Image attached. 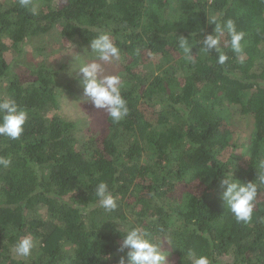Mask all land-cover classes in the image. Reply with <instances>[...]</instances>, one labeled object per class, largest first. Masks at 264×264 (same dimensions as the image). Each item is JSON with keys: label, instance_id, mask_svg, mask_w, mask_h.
<instances>
[{"label": "trees", "instance_id": "trees-1", "mask_svg": "<svg viewBox=\"0 0 264 264\" xmlns=\"http://www.w3.org/2000/svg\"><path fill=\"white\" fill-rule=\"evenodd\" d=\"M33 5L38 15L19 0H0V97L29 114L19 139L0 136V156L12 161L0 166V264H119L126 251H119L117 229L130 224L167 235L169 264H190L189 249L211 264H264V186L244 224L227 210L220 184L229 171L245 183L264 172V0ZM214 18L232 19L244 33L240 55L223 47L225 34L223 65L215 51H203ZM97 29L121 48L129 112L118 123L107 114L100 132L89 133L81 119L57 113L60 96L81 93L63 76L77 55L61 63L43 58L33 38L56 34L88 51ZM179 36L189 40L195 62L185 59ZM30 44L40 59L17 60ZM232 108L253 119L245 146L236 141ZM102 181L117 198L111 213L95 196ZM28 234L31 255L16 256L12 249Z\"/></svg>", "mask_w": 264, "mask_h": 264}, {"label": "clouds", "instance_id": "clouds-1", "mask_svg": "<svg viewBox=\"0 0 264 264\" xmlns=\"http://www.w3.org/2000/svg\"><path fill=\"white\" fill-rule=\"evenodd\" d=\"M21 7L27 9L32 15H38L33 0H19ZM215 25L214 32L202 39L203 51L205 53L215 51L217 63L223 65L227 62L228 56L223 51L222 40L227 34L230 38L224 41L223 47L230 45L233 53H243L242 40L244 33L237 30L235 21L232 19L217 21L212 20ZM97 35L90 40L91 53L94 59L78 60L75 68V77H82L83 95L87 97L95 109H103L110 120L118 123L129 112L127 100L122 95L123 83L119 75H105L104 64L121 60V48L114 41L109 31L97 29ZM178 47L183 50L185 59L188 62H195V55L192 52V45L183 36L177 37ZM28 111L22 108L14 99L0 97V136L11 140H17L24 132V125L28 120ZM12 161L10 158L0 156V166L8 168ZM258 168L264 170V160L258 162ZM224 189L222 199L226 202L229 210L237 223H249L253 218L255 201L260 186H264V172H261L256 182H242L237 179L234 172H226L220 181ZM95 196L99 206L105 212L111 213L118 208L117 198L113 196L106 182L96 185ZM123 235L120 252L126 251L121 256L119 264H166L167 255L162 250L164 240H168L166 234L155 235L141 224H130L120 230ZM163 233V229L160 230ZM35 241L31 234L21 237L15 244L12 251L16 256L27 258L31 255ZM190 264H211L207 255H197L193 250L187 251Z\"/></svg>", "mask_w": 264, "mask_h": 264}, {"label": "rangeland", "instance_id": "rangeland-1", "mask_svg": "<svg viewBox=\"0 0 264 264\" xmlns=\"http://www.w3.org/2000/svg\"><path fill=\"white\" fill-rule=\"evenodd\" d=\"M49 1V0H47ZM60 0H54V2H58ZM55 33H57L55 31ZM33 44L40 45L44 50H42L43 58H47L53 60L57 63H61L69 58V55L75 54L77 55V59L80 60H91L94 59V54L91 53V48L89 46L88 51H80L79 46L73 40H68L65 38L59 39L56 34L44 35L41 37H34ZM35 45H26L25 46V55L26 58L23 56H19L16 59L23 60L22 62H30V61H37L40 59V56H37V52L35 53L33 47ZM35 54V55H34ZM34 55V56H33ZM35 58L36 60H33ZM72 66L69 67V72L63 75L64 77L68 78L69 81L73 83L77 90H80V94H76L77 97L69 96L65 97L64 95L59 97V106L57 108V113L63 117L67 118H78L81 119L82 125H85V131L89 133H99L102 126L105 124V118L107 113L103 109H95L90 102V100L83 95V84H82V77L77 79L75 77V68L78 66V60L76 59L71 60ZM22 64V63H21ZM30 64V63H29ZM17 65V64H15ZM13 65V66H15ZM18 70L19 68H14ZM121 67L119 62L112 61L111 63L104 64V74L105 75H119L121 77ZM233 114L232 119L234 120L235 126L237 128L236 134V141L239 143L240 146H245L248 139L249 134L252 129L253 119L251 116H247L244 114H240L237 108H232ZM241 150H243L241 148ZM247 156V155H246ZM248 158V156L246 157ZM41 213H44V209H41ZM162 250L167 255L166 264L170 262H174L173 258L168 255L166 250V246L162 245ZM167 252V253H166Z\"/></svg>", "mask_w": 264, "mask_h": 264}]
</instances>
